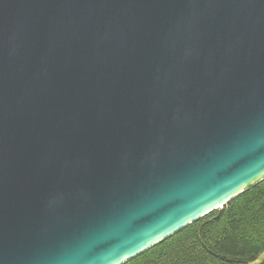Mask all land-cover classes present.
I'll return each instance as SVG.
<instances>
[{"label":"water","instance_id":"obj_1","mask_svg":"<svg viewBox=\"0 0 264 264\" xmlns=\"http://www.w3.org/2000/svg\"><path fill=\"white\" fill-rule=\"evenodd\" d=\"M263 180L264 0H0V264H124Z\"/></svg>","mask_w":264,"mask_h":264},{"label":"trees","instance_id":"obj_2","mask_svg":"<svg viewBox=\"0 0 264 264\" xmlns=\"http://www.w3.org/2000/svg\"><path fill=\"white\" fill-rule=\"evenodd\" d=\"M264 252V180L124 264H248Z\"/></svg>","mask_w":264,"mask_h":264}]
</instances>
